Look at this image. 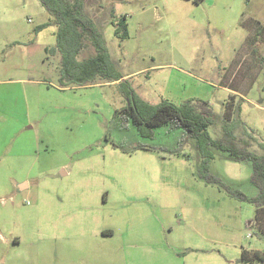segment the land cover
I'll return each instance as SVG.
<instances>
[{
  "label": "rangeland",
  "instance_id": "obj_1",
  "mask_svg": "<svg viewBox=\"0 0 264 264\" xmlns=\"http://www.w3.org/2000/svg\"><path fill=\"white\" fill-rule=\"evenodd\" d=\"M85 4L110 65L81 86L41 0H0V264H242L244 249L264 251L256 205L233 194L258 196L251 162L214 146L204 162L184 129H139L127 113L132 93L205 102L214 140L264 154V67L249 46L264 0ZM205 166L225 186L202 180Z\"/></svg>",
  "mask_w": 264,
  "mask_h": 264
},
{
  "label": "trees",
  "instance_id": "obj_2",
  "mask_svg": "<svg viewBox=\"0 0 264 264\" xmlns=\"http://www.w3.org/2000/svg\"><path fill=\"white\" fill-rule=\"evenodd\" d=\"M46 7L55 24L58 25L57 33V50L62 53V64L64 66V75L70 74L81 86L93 81L96 76L104 74L103 66L110 65L109 55L106 51L105 40L103 35L97 28V25L89 17L86 10L85 0H41ZM49 24L43 26L45 28ZM260 32H256L258 37H250L249 46L253 45L251 53L254 58L260 60V64L264 67V57H262L259 49L255 50V45L259 40L264 43V28H259ZM122 33L121 38H128L127 23L121 20L116 28L115 34L118 36ZM255 44V45H254ZM92 46L95 55L89 59L79 60V56ZM123 77L116 75L112 82L120 81ZM132 105L130 111L133 114V122L140 128H158L168 124H172L178 128L184 129L187 134L195 141L197 148L204 160L214 158L210 148L212 146L227 153V157L236 161H249L253 167V175L251 183L259 190L258 196L248 198L240 192H233L235 196L242 200H249L257 207L256 223L259 232L264 236L260 227L261 217L264 219V154L253 152L248 147L249 142L239 149L232 147V144L226 139L221 138L214 140L209 132V116L212 113L208 104L202 102L195 105L188 102L182 105L163 101L158 105H150L138 101L136 94L132 93ZM142 132V131H141ZM199 177L208 184H218L225 186L224 183L209 175L208 167L205 166L201 170ZM242 264H264V251L244 249L241 258Z\"/></svg>",
  "mask_w": 264,
  "mask_h": 264
},
{
  "label": "flooded vegetation",
  "instance_id": "obj_3",
  "mask_svg": "<svg viewBox=\"0 0 264 264\" xmlns=\"http://www.w3.org/2000/svg\"><path fill=\"white\" fill-rule=\"evenodd\" d=\"M132 100H130V99H128V102H127V106H128V110H127V113H128V115L132 118V120H133V114H132V112L130 111V106L132 105Z\"/></svg>",
  "mask_w": 264,
  "mask_h": 264
}]
</instances>
